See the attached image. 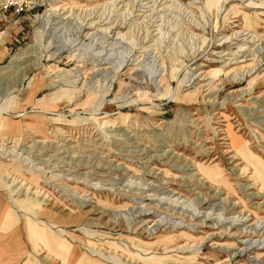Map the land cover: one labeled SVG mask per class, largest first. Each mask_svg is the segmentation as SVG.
<instances>
[{"label":"rangeland","instance_id":"374dc122","mask_svg":"<svg viewBox=\"0 0 264 264\" xmlns=\"http://www.w3.org/2000/svg\"><path fill=\"white\" fill-rule=\"evenodd\" d=\"M7 5L0 264H264V0Z\"/></svg>","mask_w":264,"mask_h":264},{"label":"bare ground","instance_id":"6f19581e","mask_svg":"<svg viewBox=\"0 0 264 264\" xmlns=\"http://www.w3.org/2000/svg\"><path fill=\"white\" fill-rule=\"evenodd\" d=\"M0 171L3 172L4 169H2L0 167ZM14 216H15V214L12 211H10V209L8 207H6L5 205H4V207H0V235H1V237L3 236V238L1 239V242H2L3 245L5 244L4 248H6V250L10 254L14 250H19V244H16V243H18L17 241L19 239L18 238L19 237V235H18L19 234V232H18L19 228L16 227V222H15L16 218ZM29 224H30L29 221L28 222H26V221L24 222L25 229H29L28 233H30V235H31V233H35V237H37L39 239L42 234L38 230L36 231L35 229H33L34 227H31ZM3 232H4V235H2ZM15 237H16L17 240L14 239L16 243L12 247L11 240H13L12 238H15ZM48 237L52 239V236L48 235ZM8 244H9L10 247L8 246ZM15 247H16V249H15ZM58 250L59 251L61 250L63 253H65L66 259L64 260V262H66V263L69 262V264H87L83 260V258L80 256V254H78V252L76 250L69 249L68 247H62L61 244H59ZM69 258L72 260L71 262L69 261Z\"/></svg>","mask_w":264,"mask_h":264},{"label":"built area","instance_id":"2783aa9c","mask_svg":"<svg viewBox=\"0 0 264 264\" xmlns=\"http://www.w3.org/2000/svg\"><path fill=\"white\" fill-rule=\"evenodd\" d=\"M8 1L11 2V5L14 6L16 1L18 2V0H0V20H1V14L2 11L6 8H8Z\"/></svg>","mask_w":264,"mask_h":264},{"label":"crops","instance_id":"0c3cea01","mask_svg":"<svg viewBox=\"0 0 264 264\" xmlns=\"http://www.w3.org/2000/svg\"><path fill=\"white\" fill-rule=\"evenodd\" d=\"M68 253V252H67ZM65 254V253H64ZM13 255V254H12ZM12 255H7V256H5L4 257V261L5 262H8L9 260H12V259H14V257L12 256ZM23 264H29V262L27 261L26 263H23Z\"/></svg>","mask_w":264,"mask_h":264}]
</instances>
